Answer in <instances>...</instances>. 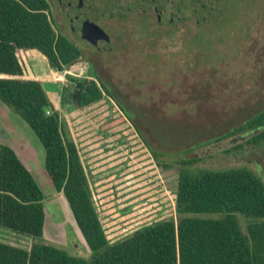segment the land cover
<instances>
[{"label": "rangeland", "instance_id": "374dc122", "mask_svg": "<svg viewBox=\"0 0 264 264\" xmlns=\"http://www.w3.org/2000/svg\"><path fill=\"white\" fill-rule=\"evenodd\" d=\"M209 5V13L214 11L206 21L178 19L170 32L161 27L153 38L132 33L114 60L108 54L97 59L96 69L130 119L105 94L81 107L71 103L72 82L64 73L91 76L83 60L58 71L36 59L33 68L26 52H19L25 73L40 72L53 107L66 121L109 241L175 217L178 159L197 157L192 165L208 168L246 165L264 181L263 141L246 143L249 131L218 137L264 105V0H209ZM0 142L14 149L44 195L42 239L88 257L65 197L43 168L39 141L1 101ZM148 147L166 166L156 163ZM237 218L243 228L245 218ZM33 240L0 226V241L28 248Z\"/></svg>", "mask_w": 264, "mask_h": 264}, {"label": "trees", "instance_id": "16d2710c", "mask_svg": "<svg viewBox=\"0 0 264 264\" xmlns=\"http://www.w3.org/2000/svg\"><path fill=\"white\" fill-rule=\"evenodd\" d=\"M47 8V0H0V101L39 141L43 168L65 197L89 256L42 239L44 195L14 149L0 142V226L36 237L28 248L0 241V264H264V181L246 165L208 168L193 166L197 157L178 159L175 217L142 224L113 241L106 238L64 117L40 79L16 76L22 74L20 48L37 49L58 71L76 59L78 49L55 30ZM64 76L72 82L75 107L105 94L130 119L102 79ZM239 131L250 132L246 143L264 142V105L218 137ZM148 149L156 163L166 166L156 150ZM237 215L245 218L243 228Z\"/></svg>", "mask_w": 264, "mask_h": 264}, {"label": "flooded vegetation", "instance_id": "af4514ba", "mask_svg": "<svg viewBox=\"0 0 264 264\" xmlns=\"http://www.w3.org/2000/svg\"><path fill=\"white\" fill-rule=\"evenodd\" d=\"M47 3L55 30L78 49L73 62L83 60L91 74L103 81L95 67L97 59L108 54L114 60L128 46L132 33L140 31L153 38L161 27L170 32L178 19L206 21L214 11L209 13L214 6L210 7L209 0H47ZM216 11L219 14L220 10ZM218 14H213L214 18ZM112 53L115 55L111 56Z\"/></svg>", "mask_w": 264, "mask_h": 264}, {"label": "crops", "instance_id": "0c3cea01", "mask_svg": "<svg viewBox=\"0 0 264 264\" xmlns=\"http://www.w3.org/2000/svg\"><path fill=\"white\" fill-rule=\"evenodd\" d=\"M21 50H23L24 52H26V55L28 57V60L30 61V63L33 64V68H35V60L36 59H39V61H41V63H42L41 65L45 64L46 67L49 66L48 63H47V61H46V58L44 57V55L42 53H40L37 49H35V48H20V49H18L16 51V55H17V58H18L21 66H22V74L16 75V76L23 77V78H38L39 76H37V75L40 74V72H37L35 69L32 70V71L30 70L31 75H27L25 73L24 66H23L22 61L20 60V57H19V52ZM26 65H27V63H26ZM32 73H34V74H32ZM1 75H5V74H1Z\"/></svg>", "mask_w": 264, "mask_h": 264}, {"label": "built area", "instance_id": "2783aa9c", "mask_svg": "<svg viewBox=\"0 0 264 264\" xmlns=\"http://www.w3.org/2000/svg\"><path fill=\"white\" fill-rule=\"evenodd\" d=\"M45 112H48V110H47V109H45Z\"/></svg>", "mask_w": 264, "mask_h": 264}]
</instances>
